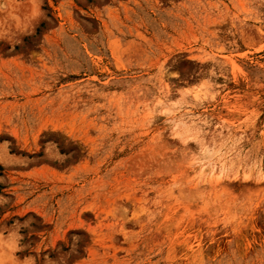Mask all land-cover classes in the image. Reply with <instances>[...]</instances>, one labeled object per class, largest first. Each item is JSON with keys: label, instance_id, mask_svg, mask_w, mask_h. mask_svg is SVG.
Wrapping results in <instances>:
<instances>
[{"label": "rangeland", "instance_id": "374dc122", "mask_svg": "<svg viewBox=\"0 0 264 264\" xmlns=\"http://www.w3.org/2000/svg\"><path fill=\"white\" fill-rule=\"evenodd\" d=\"M0 264H264V0H0Z\"/></svg>", "mask_w": 264, "mask_h": 264}]
</instances>
